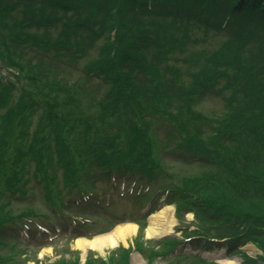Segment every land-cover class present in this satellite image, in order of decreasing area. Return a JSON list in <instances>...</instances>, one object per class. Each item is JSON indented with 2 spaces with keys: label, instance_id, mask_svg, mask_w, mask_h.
I'll use <instances>...</instances> for the list:
<instances>
[{
  "label": "trees",
  "instance_id": "1",
  "mask_svg": "<svg viewBox=\"0 0 264 264\" xmlns=\"http://www.w3.org/2000/svg\"><path fill=\"white\" fill-rule=\"evenodd\" d=\"M80 62L81 81L99 79L100 92L68 93L54 65ZM209 95L222 99V114L196 108ZM2 110L0 200L32 192V178L67 204L64 192H91L96 170L136 177L194 214V230L163 240L173 249L165 256L185 242L236 251L252 243L264 262V0H0ZM165 126L172 156L209 168L164 185L173 178L158 137ZM22 219L28 210L0 207V246ZM129 253L89 254L85 264H130Z\"/></svg>",
  "mask_w": 264,
  "mask_h": 264
},
{
  "label": "rangeland",
  "instance_id": "2",
  "mask_svg": "<svg viewBox=\"0 0 264 264\" xmlns=\"http://www.w3.org/2000/svg\"><path fill=\"white\" fill-rule=\"evenodd\" d=\"M50 32L55 33V30L52 29ZM221 39L220 35L212 36L208 45L218 44ZM29 51L25 50L26 53ZM21 52H16V55ZM33 55L34 52H29L27 56ZM81 65L80 62L76 70L67 68L64 71H62L64 67H59L58 64L54 66L59 72V77L63 75L68 79L67 84L70 89L68 93H73L74 87L80 88L79 85L86 88L82 90L83 93L100 92L102 83L99 79L81 81V73L77 71ZM2 72L6 75L7 71L2 70ZM223 105L220 97L209 95L196 108L207 115H220L224 110ZM3 112V110L0 111V114ZM167 129L166 126L160 127L159 134L157 133L161 146L166 147L162 152L165 156L162 160L164 170L173 176L171 180L163 177L164 185H179L181 177L198 175L209 168L205 164L172 156L170 150L174 149V143L171 142L169 135L167 136ZM86 179L89 180L88 188L91 192L80 193V195L75 190L67 194L64 192L63 199L67 200V204L49 200L50 198H47L44 192L43 182L34 178L25 186V189L32 190L26 196L20 197L17 193L9 194L10 203L1 199L0 207L4 205L5 210H12L15 214L28 210L30 220L27 223L23 219L20 220L21 222L16 220L14 224L7 227L8 236L3 238L5 245L0 246V254L11 255L7 257V260L11 258V264H55L65 260L67 264H70L76 257L80 264H85L89 254H93L94 259L105 260L119 248H124L125 251H130V264H176L173 254H177L179 250L189 255L188 258H196L193 259L196 262L201 260L216 264H236V262L264 264L258 259L262 254L261 251L252 243H245L236 251L227 249L225 245L207 250L185 242L173 247L176 248L175 253L166 257L165 254L173 249L171 244L164 243L163 240L181 239L185 232L195 229L196 222L192 211H186L184 209L186 207L176 209L179 199L168 200L153 183L141 181L136 177L119 174L103 176L96 170ZM59 187L62 190L61 185ZM164 204L172 206L173 225L163 235L148 236L150 217L157 214ZM126 223L137 225V231L128 237L126 244L119 243L103 251L88 250L85 259L83 258V252L76 245L78 238L92 239Z\"/></svg>",
  "mask_w": 264,
  "mask_h": 264
},
{
  "label": "bare ground",
  "instance_id": "3",
  "mask_svg": "<svg viewBox=\"0 0 264 264\" xmlns=\"http://www.w3.org/2000/svg\"><path fill=\"white\" fill-rule=\"evenodd\" d=\"M162 217V218H160ZM172 206L164 204L163 208L150 217L147 235L155 237L167 233L173 225ZM137 231V225L126 223L115 227L111 232L95 236L94 238H78L76 245L83 252L85 259L88 250L103 251L105 248L115 247L119 243L126 244L129 236ZM183 253V252H182ZM238 264V262H236Z\"/></svg>",
  "mask_w": 264,
  "mask_h": 264
}]
</instances>
